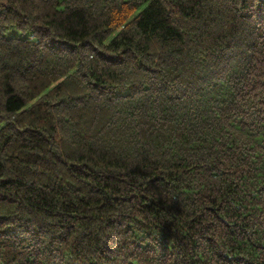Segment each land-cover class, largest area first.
<instances>
[{
    "label": "trees",
    "instance_id": "trees-1",
    "mask_svg": "<svg viewBox=\"0 0 264 264\" xmlns=\"http://www.w3.org/2000/svg\"><path fill=\"white\" fill-rule=\"evenodd\" d=\"M0 264H264V0H0Z\"/></svg>",
    "mask_w": 264,
    "mask_h": 264
}]
</instances>
